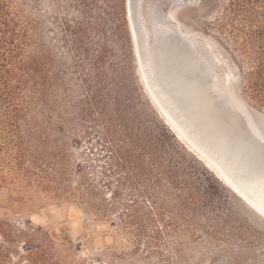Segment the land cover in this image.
<instances>
[{
    "label": "rangeland",
    "instance_id": "1",
    "mask_svg": "<svg viewBox=\"0 0 264 264\" xmlns=\"http://www.w3.org/2000/svg\"><path fill=\"white\" fill-rule=\"evenodd\" d=\"M76 3L0 0V264H264V217L177 138L148 98L128 0L119 30L116 0H99L91 13ZM137 5L150 7L159 31H177L202 56L206 79L213 77L211 87L228 109L243 112L264 134V0ZM67 19L71 29L82 23L76 34L66 30ZM115 96L122 106L132 98L138 110L146 104L188 159L217 181L202 180L216 195L204 211L203 201L186 210L171 198L164 206L172 213L162 201L156 214L144 207V235L160 231L159 246H148V237L139 243L136 227L123 225L118 210L101 211L75 190L79 151L90 146L85 130L116 119ZM201 178L190 179L198 185ZM168 214L178 216L174 230Z\"/></svg>",
    "mask_w": 264,
    "mask_h": 264
},
{
    "label": "bare ground",
    "instance_id": "2",
    "mask_svg": "<svg viewBox=\"0 0 264 264\" xmlns=\"http://www.w3.org/2000/svg\"><path fill=\"white\" fill-rule=\"evenodd\" d=\"M174 13H171L172 18L176 16ZM149 15L148 5L143 9L137 5V26L143 38L141 47L133 11L130 16L127 6L128 27L131 37L134 35V51L136 59L137 55L140 59V75L147 84L148 98L151 101L155 98L153 104L158 111L161 107L165 123L174 127V132L181 137L177 138L250 208L264 217V134L261 127L248 120L243 112L228 109L225 96L211 87L213 77L206 79L209 70L202 56H197L185 45L177 31H159ZM231 74L226 72L225 79L230 80ZM238 103L241 104L239 99Z\"/></svg>",
    "mask_w": 264,
    "mask_h": 264
},
{
    "label": "trees",
    "instance_id": "3",
    "mask_svg": "<svg viewBox=\"0 0 264 264\" xmlns=\"http://www.w3.org/2000/svg\"><path fill=\"white\" fill-rule=\"evenodd\" d=\"M76 4L84 13H91L98 7L99 0H77ZM115 8V23L119 30L123 26L125 0H116ZM69 21L62 23L71 34H76L82 23L74 30ZM115 101L116 119L112 123L96 124L92 131L85 130L90 146H82L79 151L80 159L76 164L79 177L75 180V190L86 200L89 198L90 205L101 211L107 212L109 206L118 210L123 225L136 227L139 243L148 237L149 240L144 241L148 246H159L160 231H155L153 236L144 235L143 230L147 227L144 207L148 205L149 211L154 212L162 201V209L172 213L169 203L164 206L167 198H171L186 210L203 201L206 204L200 207L204 211L209 203L214 206L216 195L210 190V184H204L202 180H216L205 168L201 169L188 159L169 131L155 120L146 104L143 103L138 110L139 105L133 98L126 106H122L116 96ZM93 137L96 140L93 141ZM196 173L204 176L198 185L194 183L196 180L190 179ZM184 189L188 190L184 195L173 193V190ZM193 209L196 210V206ZM163 213L160 212L159 217ZM165 219L166 225L174 230L178 216L168 214Z\"/></svg>",
    "mask_w": 264,
    "mask_h": 264
},
{
    "label": "water",
    "instance_id": "4",
    "mask_svg": "<svg viewBox=\"0 0 264 264\" xmlns=\"http://www.w3.org/2000/svg\"><path fill=\"white\" fill-rule=\"evenodd\" d=\"M132 11H133V16H134V19L136 20V26L138 24V17H137V0H128V13L129 15L131 16L132 15ZM137 32L139 34V41H140V46L142 44V37H141V34H140V31H139V27L137 26ZM142 47V46H141ZM195 104H193V107H194ZM196 106V105H195ZM179 120L181 121V123H183V121L179 118ZM242 124V123H241ZM243 125V124H242ZM245 127V126H243ZM192 133H195L194 130H191ZM249 135H251V132L249 133ZM217 138V137H216Z\"/></svg>",
    "mask_w": 264,
    "mask_h": 264
}]
</instances>
